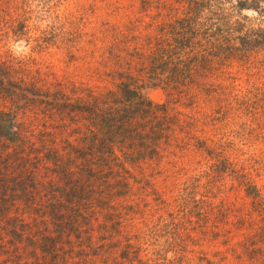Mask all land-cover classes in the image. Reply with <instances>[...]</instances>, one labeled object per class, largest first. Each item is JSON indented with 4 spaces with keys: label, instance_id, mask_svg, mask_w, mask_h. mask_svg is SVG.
<instances>
[{
    "label": "trees",
    "instance_id": "16d2710c",
    "mask_svg": "<svg viewBox=\"0 0 264 264\" xmlns=\"http://www.w3.org/2000/svg\"><path fill=\"white\" fill-rule=\"evenodd\" d=\"M179 1L206 12L204 24L196 21L192 8L178 20L160 12L165 18L160 31L166 35L151 36L146 44L134 36L132 41L123 37L118 44L94 47L79 81H57L47 73L46 91L41 86L34 94L29 88L37 91L40 80L31 77L26 82L22 77L18 88L17 71L0 61V264H188V246L177 233L176 215H184L187 222L192 216L206 219L211 209L222 215L225 202L220 207L212 201L225 193L221 181L234 173L245 197L253 204L263 202L250 178L252 172L260 176L263 160L247 157L231 163L225 136L210 144L196 137L209 124L210 114L203 110L210 96L195 76L200 73L202 81H209L213 72L233 76L228 70L234 59L255 58L254 65L264 67V56L259 59L261 52L264 55V30L255 32V38L236 36L241 31L233 28L230 14L221 11L224 0ZM141 3L140 13L148 7H170L163 0ZM238 3L239 10H258L254 4ZM25 29L23 23L16 33L25 37ZM41 40L36 44L48 49ZM197 82L200 90L190 92L189 85ZM149 86L163 87L166 102L153 104L144 98L142 91ZM20 88L39 108L33 114L41 112L45 120L24 125L19 135L3 118L16 116L11 109ZM242 99L241 106L250 109L245 95ZM1 100L10 108L1 109ZM168 148L205 154L209 163L203 174L182 181L181 192L171 190L170 202L166 194L162 198L149 191L146 180L160 175L155 172L160 153ZM201 178H210L202 196L209 201L201 200L190 210L188 196L194 195V202ZM239 224L245 226L246 220L239 219Z\"/></svg>",
    "mask_w": 264,
    "mask_h": 264
},
{
    "label": "rangeland",
    "instance_id": "374dc122",
    "mask_svg": "<svg viewBox=\"0 0 264 264\" xmlns=\"http://www.w3.org/2000/svg\"><path fill=\"white\" fill-rule=\"evenodd\" d=\"M157 1L153 0L152 5L157 4ZM163 1L170 6L166 11L157 10L153 6L146 8L145 13H140L142 0H0V61L7 63L10 69L13 66V73L17 71L14 76L18 88V80L22 77L26 82H30L31 77L40 80L42 84L37 83V91L32 86L29 88L32 93L37 94L41 86H44L46 91L47 73H52L57 81L81 80V71L85 64L91 61L90 51L94 47H102L101 44H118L123 37L131 40L134 36H140L141 44H146L151 36L159 39V34L166 35L165 31H160L164 30L165 26V18L160 12L167 14L171 20H178L189 16L192 8V12L194 10L199 17L196 21L202 24L208 15L204 11L200 12L195 6L190 7L178 0ZM238 1L249 6L254 4L258 10H239ZM221 9L224 14H230L233 28L241 31L235 32L236 36L242 37L245 33L255 38V32L264 30V17H261L264 16V0H256L255 3L246 0H224ZM23 23L28 32L25 37L19 34L20 32L16 33ZM110 26L116 27L113 32L109 30ZM41 38V43L48 44V49L46 45L40 47L36 44L35 40ZM263 56L261 52L259 59H263ZM254 61L255 58L250 61L234 59L228 70L233 76L227 77L213 72L209 74L212 76L209 81H202L200 73L195 76L204 85L202 89L208 90L210 96V103L203 110L210 114L209 124L203 127V134L197 132L196 137L200 140L207 139L210 144L209 140H218L225 136L224 140L229 141L226 156L231 163L247 157L264 161V88L260 86L261 83L264 84V67L259 69L260 64L254 65ZM23 65L25 68L21 69ZM189 88L193 93L200 90L198 82L192 83ZM15 92L20 95L11 109L13 113L16 112V116L12 120L10 117L3 119L7 124H13L16 129L12 131L20 135L24 125L33 127L36 121L44 122L45 116L41 112L33 114L37 107L28 102L30 97L21 88ZM247 93L254 97L250 99ZM142 94L153 104H163L167 99V91L163 87L149 86L144 88ZM244 95L248 103L250 101V109L241 106ZM4 108H10V104H4L1 100V109ZM212 118L217 121H211ZM240 149L244 156L241 155ZM160 157L161 162L155 171L160 172V175L146 180L150 182L148 190L157 191L160 197L166 194L167 202L171 201V190L182 189L181 183L184 179L195 177L200 172L203 174L209 164L204 159L205 154H195L191 151L180 154L177 149L171 148H168L166 153L161 152ZM262 166L259 167L260 176L252 172L250 178L257 185L262 196L260 200L263 202L253 204L251 198L245 197L243 189L237 187V174L234 173L226 175V180L221 181L225 193L221 194V191L212 201L214 206L220 207V202H225L221 208L222 215L211 209L206 219L196 220L192 216L191 222H187L182 214L176 215L174 223L177 225V233L184 238L183 243L188 246L184 254L188 264H264L261 255L264 253ZM208 180L210 178H201L194 202L191 201L194 195L191 198L188 196V209L199 205L201 200L209 201L202 197L206 196ZM205 205L202 203L200 206ZM155 217L158 218V214ZM165 218L169 220L167 215ZM241 218L246 220L245 226L239 224ZM179 224L181 225L178 226ZM168 229L171 234L173 228L168 226ZM257 248L259 249L255 250ZM250 250H254V254H251ZM171 255L172 253L168 254L169 259ZM200 258L204 259L202 263Z\"/></svg>",
    "mask_w": 264,
    "mask_h": 264
}]
</instances>
